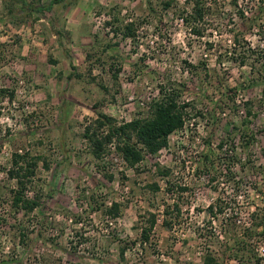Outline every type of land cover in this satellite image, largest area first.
I'll return each instance as SVG.
<instances>
[{"label":"rangeland","instance_id":"374dc122","mask_svg":"<svg viewBox=\"0 0 264 264\" xmlns=\"http://www.w3.org/2000/svg\"><path fill=\"white\" fill-rule=\"evenodd\" d=\"M162 1H66L89 8L92 38L73 49L68 32L53 39L60 25L52 16L35 21L14 0H0V264H201L208 253L221 264H238L224 260L233 243L224 224L264 221V0H209L219 19L202 40ZM130 23L136 40L122 36ZM231 31L250 46L243 68L230 55ZM169 82L200 113L171 137L169 148L135 170L115 153L94 160L84 127L100 114L119 124L133 120ZM246 133L254 137L249 149ZM16 152L45 157L50 166L40 164L42 206L28 216L10 208L16 182L7 171ZM157 166L170 176H159ZM155 183L160 191L149 188ZM217 200L224 208L214 219L207 209ZM175 203L181 211L169 209L177 221L170 230L164 210ZM113 204L120 205L116 219L108 213ZM150 214L158 223L152 245L141 250L133 243ZM252 241L264 259V238Z\"/></svg>","mask_w":264,"mask_h":264},{"label":"trees","instance_id":"16d2710c","mask_svg":"<svg viewBox=\"0 0 264 264\" xmlns=\"http://www.w3.org/2000/svg\"><path fill=\"white\" fill-rule=\"evenodd\" d=\"M15 7L24 13L25 16L34 20H40L39 16H45L55 10V7L61 5L66 6L68 0H51L43 4L41 0L35 2L34 0H14ZM164 10L174 9L177 18L186 27L187 32L192 37L202 40L213 34V26L215 19L218 18V11L209 0H185V6L180 7L178 0H164L162 1ZM236 7H238L236 3ZM9 14H14V9L9 10ZM241 18L245 19V14L240 13ZM136 24L130 23L122 28V36L125 39L136 40L137 35L135 31ZM118 30L117 32H119ZM61 35L60 32L57 33ZM231 38L233 41V50L230 52L233 62H236L239 67L243 68L250 60V46L244 34L231 31ZM210 48L211 44L208 45ZM242 48V50H241ZM197 69V67H193ZM119 70L115 75L117 80ZM5 94L6 91H1ZM182 89L178 85L171 82L162 83L158 87V97L153 99L147 105V112L138 113V115L131 121L119 124L113 117L106 115H98V117L89 122L84 127L83 139L88 143L91 156L97 162H105L111 158L112 154L118 155L129 169H137L145 160L147 156L157 157L165 149L169 148L171 137L183 131L186 125L192 118H197L195 108L191 103L183 101ZM15 99V92L9 93V101L13 102ZM248 117H254L251 111L248 112ZM247 124L249 120H247ZM248 134H242L243 146L249 149L254 143V137H248ZM220 149H224V144H220ZM204 159L209 161L208 155ZM43 168L49 170V163L45 157L32 156L29 153L16 152L12 155L11 167L7 171V176L10 180L16 182V188L11 191V210L15 214L23 213L28 216L39 209L42 204V198L37 192L36 179L40 164ZM207 167V165H206ZM159 176L167 178L170 176V169L161 168L157 166ZM227 172L231 174L230 169ZM109 181H113V175H105ZM168 184H170L168 182ZM153 191H160L157 183L149 186ZM183 192L188 189L181 188ZM170 191V189H168ZM264 194V192H263ZM224 206L220 200L210 205L207 213L214 219L223 213ZM176 211L180 213L179 204L175 203L169 205L164 210L163 224L166 228L173 230L175 223L171 219L172 215L169 212ZM120 212V205L113 204L108 213L117 218ZM170 216V217H169ZM230 223H231V219ZM148 227H140V238L133 243V246H139L141 250H145L151 246V234L157 226V216L150 214L147 220ZM223 227V232H230L231 241L233 242L230 251L223 254L224 260L235 261L238 264H263L264 259L258 254L259 243L252 241L253 238H264V221L251 219L250 223L246 225H237V222L231 223ZM24 236V235H23ZM125 247L121 250L122 258L125 255ZM201 264H221V259L218 255L208 253Z\"/></svg>","mask_w":264,"mask_h":264},{"label":"crops","instance_id":"0c3cea01","mask_svg":"<svg viewBox=\"0 0 264 264\" xmlns=\"http://www.w3.org/2000/svg\"><path fill=\"white\" fill-rule=\"evenodd\" d=\"M65 5H61L57 9H55L53 12L48 13L50 16H54L53 18H50V21L53 23V25H60L58 29H56V34L53 36V39L57 38V33L60 32L61 35L59 36L60 39H63V34L65 32H68L69 38L72 39V48L74 49V45L78 42L82 43V47L84 44H88V40H91L92 38V31L90 29V26H88L89 23V8L85 6L79 5L75 7L68 6L67 3ZM59 15V16H58ZM76 40L73 38L76 34ZM90 42V41H89ZM88 46V45H87ZM58 47V46H57ZM79 46H77L76 49H78Z\"/></svg>","mask_w":264,"mask_h":264}]
</instances>
